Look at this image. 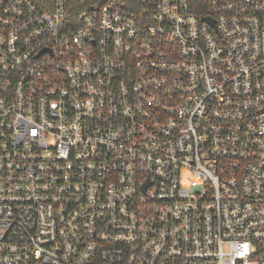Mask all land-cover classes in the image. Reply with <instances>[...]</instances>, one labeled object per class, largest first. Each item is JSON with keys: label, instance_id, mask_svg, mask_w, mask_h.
<instances>
[{"label": "built area", "instance_id": "built-area-1", "mask_svg": "<svg viewBox=\"0 0 264 264\" xmlns=\"http://www.w3.org/2000/svg\"><path fill=\"white\" fill-rule=\"evenodd\" d=\"M205 5L0 0V264H264V0Z\"/></svg>", "mask_w": 264, "mask_h": 264}, {"label": "trees", "instance_id": "trees-1", "mask_svg": "<svg viewBox=\"0 0 264 264\" xmlns=\"http://www.w3.org/2000/svg\"><path fill=\"white\" fill-rule=\"evenodd\" d=\"M192 2L197 12L203 13L205 11L206 8L205 0H192Z\"/></svg>", "mask_w": 264, "mask_h": 264}, {"label": "water", "instance_id": "water-1", "mask_svg": "<svg viewBox=\"0 0 264 264\" xmlns=\"http://www.w3.org/2000/svg\"><path fill=\"white\" fill-rule=\"evenodd\" d=\"M208 20H210L209 18H207Z\"/></svg>", "mask_w": 264, "mask_h": 264}]
</instances>
